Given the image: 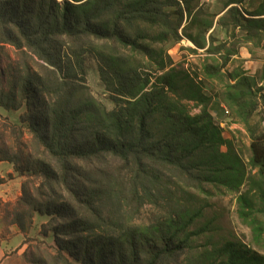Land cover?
Returning <instances> with one entry per match:
<instances>
[{
    "label": "trees",
    "instance_id": "trees-1",
    "mask_svg": "<svg viewBox=\"0 0 264 264\" xmlns=\"http://www.w3.org/2000/svg\"><path fill=\"white\" fill-rule=\"evenodd\" d=\"M244 1L215 22L201 0H0V162L12 165L7 180L22 179L4 221L23 236L25 264H264L236 237L208 235L196 251L211 222L191 229L211 198L234 195L264 248V67L228 70L238 52L213 36L229 26L264 41V0L249 13ZM182 38L205 52L198 75L163 57ZM7 47L16 58L4 84ZM92 63L111 109L86 84ZM205 82L221 85L248 135L246 162L210 113ZM36 217L47 221L30 236Z\"/></svg>",
    "mask_w": 264,
    "mask_h": 264
},
{
    "label": "rangeland",
    "instance_id": "rangeland-1",
    "mask_svg": "<svg viewBox=\"0 0 264 264\" xmlns=\"http://www.w3.org/2000/svg\"><path fill=\"white\" fill-rule=\"evenodd\" d=\"M261 0H245L242 5L238 7L243 11H254V9L260 4ZM229 2V0H201V7L206 13H210L211 15H219V18H215V22L222 17L228 19L225 15L226 9L225 5ZM253 9V10H252ZM227 22V21H226ZM215 29L213 36L219 42H225L227 47L239 52L240 48H242L244 43L242 42V35L240 30H233L232 27H224L218 28L215 25ZM222 30L224 32H222ZM181 35V32H180ZM155 49H160L162 45L155 44ZM164 48V47H163ZM190 49L196 50V53L190 51ZM165 53L163 55L164 59L169 63V67H174L178 70H186L191 75H198L200 73L201 65L205 60V52L203 50H197L195 46L186 38H182L180 42L174 45H166L164 48ZM7 57L3 58V62L1 65V69L3 73L6 71V67L9 62L15 60L16 56L12 48H6ZM250 53L254 57H264V43L261 48L252 46L250 48ZM239 63H243L241 59L233 58L232 62L227 65L228 70H232ZM243 66V64H242ZM243 68V67H242ZM201 78V76H200ZM6 74L4 73L3 82L6 84ZM86 84L90 90V93L104 103L108 109H111L113 106L107 100V93L104 89L103 84L100 81L97 67L95 64H90L87 70L86 76ZM203 92L211 98V102L209 103V111L214 117L216 123L220 125V127L224 130V136L227 139L233 141L234 145L241 151V156L243 160L246 162L249 157V138L246 134L242 125L233 122L230 118V115L227 109L222 104L219 94L221 93V85L217 82H205L204 83ZM171 95V94H170ZM189 111L191 114L199 113L200 108L194 105L192 102L187 103ZM0 114L3 116H8V114L2 110H0ZM10 117V114H9ZM13 119L17 117V114L12 113ZM264 127V122H263ZM225 148H223V151ZM6 165V164H5ZM246 190L245 187L242 188V192ZM14 202V201H13ZM209 206L205 209L204 218L201 219L198 224H195V227L191 229H195L196 226L198 228L203 227L208 222H211L210 228L211 232L208 234L201 235L199 237H195V244L198 248L196 251L202 250L203 245L206 244L209 240L207 236L211 237V242H215L218 240H222L227 237H236L243 244L247 245L253 251L258 254L264 256V248L257 246L253 242V234L251 228L247 225L243 224L239 214H238V203L236 200V196L234 195H225V196H217L211 198L209 201ZM4 205V204H3ZM1 206L0 209V237H8L12 234L9 226L5 223V214H4V206ZM143 220V218H142ZM264 222V219H262ZM45 218H35V225L33 231L30 232V236H34L36 234V229H38L39 225L46 222ZM23 237V236H22Z\"/></svg>",
    "mask_w": 264,
    "mask_h": 264
},
{
    "label": "crops",
    "instance_id": "crops-1",
    "mask_svg": "<svg viewBox=\"0 0 264 264\" xmlns=\"http://www.w3.org/2000/svg\"><path fill=\"white\" fill-rule=\"evenodd\" d=\"M245 12L249 13L252 11L249 10ZM244 16L247 17L246 15ZM217 17L219 18V15ZM218 28L223 27L219 26ZM222 32L224 31L222 30ZM242 42L244 43V45H242L243 47L240 48L242 50L238 52V56H234L232 59H241L243 61L242 69L248 75H259L262 71V68L264 67V57L260 58L252 56L250 53V48H252V46L254 47L253 42L247 43L244 42L243 39ZM263 43L264 41H262L261 44L256 47L261 48ZM9 174L14 175L12 165L6 162H0V179L2 180L0 183V207L7 202L15 201L20 196V184L22 179L14 176L12 180H7V175ZM10 231L12 232L10 236L0 237V264H25L23 259L25 247L22 246L23 237L19 233L16 226H12Z\"/></svg>",
    "mask_w": 264,
    "mask_h": 264
}]
</instances>
